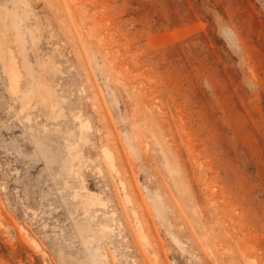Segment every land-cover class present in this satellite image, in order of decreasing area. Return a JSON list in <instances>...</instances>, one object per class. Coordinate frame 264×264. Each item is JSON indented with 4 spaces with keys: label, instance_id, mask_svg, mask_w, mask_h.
I'll return each mask as SVG.
<instances>
[{
    "label": "rangeland",
    "instance_id": "374dc122",
    "mask_svg": "<svg viewBox=\"0 0 264 264\" xmlns=\"http://www.w3.org/2000/svg\"><path fill=\"white\" fill-rule=\"evenodd\" d=\"M0 264H264V0H0Z\"/></svg>",
    "mask_w": 264,
    "mask_h": 264
},
{
    "label": "bare ground",
    "instance_id": "6f19581e",
    "mask_svg": "<svg viewBox=\"0 0 264 264\" xmlns=\"http://www.w3.org/2000/svg\"><path fill=\"white\" fill-rule=\"evenodd\" d=\"M7 78H8V83H9V88L11 89V90H13V92H14V90H16L17 89V87L19 88V86H18V79H19V77H18V74L14 71V70H12V69H9L8 70V73H7ZM9 89V90H10ZM17 91V90H16ZM12 92V93H13ZM17 93V92H16ZM90 202L91 201H87V205L88 204H90Z\"/></svg>",
    "mask_w": 264,
    "mask_h": 264
}]
</instances>
